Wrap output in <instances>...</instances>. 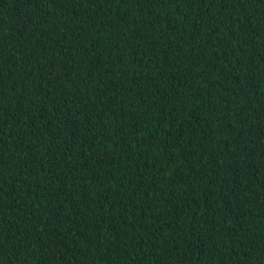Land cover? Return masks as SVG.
Returning <instances> with one entry per match:
<instances>
[{
    "label": "trees",
    "instance_id": "obj_1",
    "mask_svg": "<svg viewBox=\"0 0 264 264\" xmlns=\"http://www.w3.org/2000/svg\"><path fill=\"white\" fill-rule=\"evenodd\" d=\"M0 264H264V0H0Z\"/></svg>",
    "mask_w": 264,
    "mask_h": 264
}]
</instances>
